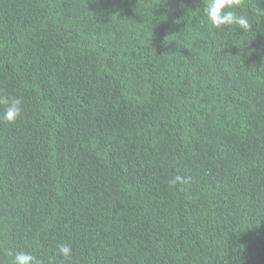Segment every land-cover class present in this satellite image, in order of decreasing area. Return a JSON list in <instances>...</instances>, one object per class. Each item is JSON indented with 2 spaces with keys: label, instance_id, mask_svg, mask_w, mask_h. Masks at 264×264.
<instances>
[{
  "label": "trees",
  "instance_id": "1",
  "mask_svg": "<svg viewBox=\"0 0 264 264\" xmlns=\"http://www.w3.org/2000/svg\"><path fill=\"white\" fill-rule=\"evenodd\" d=\"M261 10L0 0V264H264Z\"/></svg>",
  "mask_w": 264,
  "mask_h": 264
},
{
  "label": "clouds",
  "instance_id": "2",
  "mask_svg": "<svg viewBox=\"0 0 264 264\" xmlns=\"http://www.w3.org/2000/svg\"><path fill=\"white\" fill-rule=\"evenodd\" d=\"M242 0H203V16L208 24L215 29H221L228 26H236L243 32H248L252 28L250 18L246 14H241ZM264 15V10H261ZM22 101L19 98H0V105H5L3 120L13 123L20 116ZM182 178L177 176L172 183L180 181ZM13 256L12 264H38L36 258L28 252L17 251L9 252ZM58 254L65 261L70 260L72 249L67 244H61L58 247Z\"/></svg>",
  "mask_w": 264,
  "mask_h": 264
}]
</instances>
